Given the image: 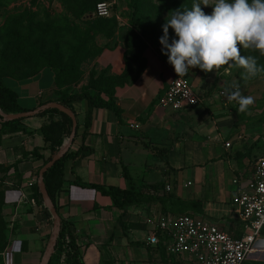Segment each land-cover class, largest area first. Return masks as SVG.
Instances as JSON below:
<instances>
[{"label":"crops","instance_id":"crops-1","mask_svg":"<svg viewBox=\"0 0 264 264\" xmlns=\"http://www.w3.org/2000/svg\"><path fill=\"white\" fill-rule=\"evenodd\" d=\"M120 23L127 25L123 18ZM149 48L141 76L116 89L120 114L94 110L85 140L88 104H72L80 128L69 152L76 154L84 146L93 153L67 161L56 209L61 220L71 225L85 264H194L188 257L168 253L170 241L149 245L147 222L160 214L199 217L235 239L244 234L237 198L264 157V113L254 114L251 106L240 112L235 101L222 97L234 85L242 92L232 82L210 94L207 82L196 81L200 106L181 112L163 109L160 99L178 76L162 47ZM93 66L121 76L124 52L120 47L105 51ZM6 85L16 92L19 108L28 113L60 99L50 70L24 82L6 80ZM0 112V210L10 234L4 262L41 264L51 225L45 206L30 203L35 199L30 185H38L40 172L52 158L42 132L50 117L22 119L9 127L7 117L19 114H6L1 107ZM136 124L139 130L133 128ZM132 185L143 192L144 202L126 210H119L111 198L94 189L127 191ZM22 193L28 202L19 205ZM167 199L179 215L164 211ZM257 258L264 261V242Z\"/></svg>","mask_w":264,"mask_h":264},{"label":"trees","instance_id":"trees-1","mask_svg":"<svg viewBox=\"0 0 264 264\" xmlns=\"http://www.w3.org/2000/svg\"><path fill=\"white\" fill-rule=\"evenodd\" d=\"M102 2L110 3L113 0H62L65 6L64 14L51 16L46 13L45 17L41 15L29 18L19 13L7 12V6L0 4V18H4L3 24L0 25V107L6 114L28 113L19 108L18 96L14 90L6 85V80L20 82L32 80L45 70H50L55 76V85L60 96L58 104L67 107L75 114L72 104L87 102L88 112L84 124L86 130L83 134V140L89 134L94 110L108 109L117 115L120 114L115 105L116 89L134 83L146 67L143 58L146 39L143 34L148 33V27L146 17L143 15L142 3L144 0H133L131 3L133 14L127 25L120 23L117 19L118 15L122 17V14L118 13L120 6L117 3L113 7L114 15L112 18L97 17L95 10L97 5ZM192 5L193 3L188 2L186 5H181L180 9H190ZM87 19V29L77 24L78 22L83 23ZM89 26L91 27L89 28ZM119 26H126L131 30L125 41L127 53L124 73L121 76H113L109 70L93 73L84 87L79 91L75 90V87L82 80L83 64L98 57L102 52L101 47L96 43L97 36L103 35L110 39L116 34ZM47 116L50 117V122L44 126L42 132L46 144H49L52 150V160L62 148L64 141L70 138L73 123L68 116L53 109L40 111L34 117L45 118ZM21 121H10L6 125L15 127ZM79 128L78 126L77 135ZM92 153V150L84 146L76 154L68 151L45 175L46 188L55 207L57 206V196L64 188L67 161L70 158H86ZM33 154L38 155V151ZM2 188L0 185V191ZM94 189L111 198L113 205L119 210H126L128 207L144 202L143 192L137 191L133 185L127 191L117 188L107 190L102 187H94ZM153 189L157 191L155 187ZM32 192L36 201L44 207L37 184L33 186ZM163 203L166 213L171 212L179 215L174 209H171L173 207L171 200H163ZM45 211L49 214L46 208ZM3 232L1 253L6 246L5 234H8L5 225ZM261 236L264 237V229L261 231ZM63 255L67 257L68 264H85L71 225L62 220L55 251L58 264ZM50 264L54 263L51 261ZM245 264H264V262L249 261Z\"/></svg>","mask_w":264,"mask_h":264},{"label":"built area","instance_id":"built-area-1","mask_svg":"<svg viewBox=\"0 0 264 264\" xmlns=\"http://www.w3.org/2000/svg\"><path fill=\"white\" fill-rule=\"evenodd\" d=\"M116 1L102 2L96 7L95 14L99 18H112ZM121 22L120 15L117 16ZM221 96L227 98L226 92ZM159 105L163 109L181 112L201 105V98L195 87L183 77L172 81ZM139 130L140 125H133ZM227 148L231 144H226ZM236 179L234 185H238ZM2 185V183H0ZM34 184L30 185L33 187ZM170 191V188L167 189ZM28 196L22 193L19 205L27 203ZM34 206L35 199L30 201ZM239 216L244 224L241 239H235L219 227L199 217L188 215H157L149 219L148 243L159 246L162 241H170L167 251L175 257H188L194 264H245L257 262L259 247L264 240L261 231L264 229V157L260 158L254 169L250 182L239 191L237 198Z\"/></svg>","mask_w":264,"mask_h":264},{"label":"clouds","instance_id":"clouds-1","mask_svg":"<svg viewBox=\"0 0 264 264\" xmlns=\"http://www.w3.org/2000/svg\"><path fill=\"white\" fill-rule=\"evenodd\" d=\"M199 0L190 9L172 11L162 26V52L175 72L187 75L199 68L204 72L223 66H241L247 77L264 74V65L252 56H242L243 49H256L264 55V0H203V6L212 7L206 14ZM173 29L175 38L169 37ZM229 101L239 105L240 112L248 111L254 97L245 96L234 85L226 92Z\"/></svg>","mask_w":264,"mask_h":264},{"label":"rangeland","instance_id":"rangeland-1","mask_svg":"<svg viewBox=\"0 0 264 264\" xmlns=\"http://www.w3.org/2000/svg\"><path fill=\"white\" fill-rule=\"evenodd\" d=\"M113 1H116V3L119 4L120 10L118 13H121L122 14L121 16L128 23L129 20L132 18V14H133V9L131 8V3L133 2V0H113ZM188 2L193 3L194 0H168V1L144 0V2L142 3V8H143V15H145L147 21L148 33L147 34H143L142 32L141 33L144 35L147 44V45L145 44V50L143 55V58L146 63H147L146 54L150 51L149 46L162 47V45L160 44V38L163 36L162 26L166 23V19L169 16V14L172 11L181 10L180 6L186 5ZM199 2L202 4L201 5L202 10L206 14L210 15L213 12L212 7L203 6V0H199ZM209 2L211 3V0H209ZM0 4L3 5L5 4L7 6V12L17 13V14L19 13L24 17L27 16L28 18L33 16L39 17L41 15L42 17L43 16L45 17L47 15L46 13H48L51 16L62 15L65 13L64 10L65 6L63 5L62 0H0ZM3 22H4V18L1 17L0 25L3 24ZM87 22L88 19L85 20V22L83 23L78 22L77 24L81 27H84V29H87L88 28ZM90 27L91 26H89V28ZM130 31H131L130 28L126 26L125 27L119 26L116 31V34L110 39L106 38L103 35L97 36L96 43L98 44L99 47H101L102 52L98 57L91 59L83 64L81 71L82 80L75 87V90L79 91L82 87H84L89 81V77L93 73L100 72L99 68L97 66H93V64L105 51L114 52L117 48L120 47V49L124 52V63L126 69L125 57L127 53V48L125 45V41L130 35ZM169 37H170L169 42H171V39L175 38L174 30L171 28L169 29ZM240 47H241L242 56L255 57L258 60L259 64L264 65V55H262L259 50L243 49L242 46ZM177 76L185 78L186 80L189 81V83H191L194 87L197 88L198 85L196 84V81L200 83L207 82L205 83L207 85L206 89L208 90L207 92L210 94L211 92L212 93L217 91L219 92L220 87L226 86L228 82L239 84L242 87V92L246 96L254 97V104L251 105L250 108L253 110L254 114L258 115L260 113H264V74H261L257 77H247L245 69L241 66L235 65V66H223L221 69L219 70L214 69L210 73L204 72L199 68H194L189 70V73L187 75L179 76L177 74ZM69 141L70 139L65 140L64 145H68ZM49 214H47V217L49 219V224L51 225V236H52V232L54 228V220L52 218V215ZM3 226L4 223L2 221V214L0 210V246L2 245L1 242L4 237ZM5 235H6L5 236L6 246L4 251H2V253L0 250V264H5L4 260L7 258V240L9 239L10 234L6 233ZM263 242L264 240L261 243ZM51 261L54 264H58L55 253L53 254L50 262ZM258 261L264 262L261 260ZM59 264H68V259L65 255L61 257Z\"/></svg>","mask_w":264,"mask_h":264},{"label":"water","instance_id":"water-1","mask_svg":"<svg viewBox=\"0 0 264 264\" xmlns=\"http://www.w3.org/2000/svg\"><path fill=\"white\" fill-rule=\"evenodd\" d=\"M51 109L57 110L60 113L68 116L72 120L73 127H72V133H71L70 141H69L68 145H64L60 149L59 153L44 167V169L40 172V175H39V182H38L39 191H40V194L42 196L45 208L50 212V214L52 215V218L54 220V228H53L52 236H51L50 242L48 244L46 253L43 257L41 264H49L53 254L56 251V247H57L60 232H61V221H62L61 218L59 217V215L57 213V209H56L55 205L53 204L52 199H51V197L47 191L46 184L44 181V177L48 173V171L50 169H52L57 164V162L60 161L70 150V147H71V145H72V143H73V141L77 135L78 122H77V118H76V116L72 110H70L67 107H65L61 104H58V103L49 105V106L44 107V108H41L35 112L23 113V114H19V115H11V116L7 117L8 121L14 122V121H19L22 119L34 117L40 111H46V110H51Z\"/></svg>","mask_w":264,"mask_h":264}]
</instances>
